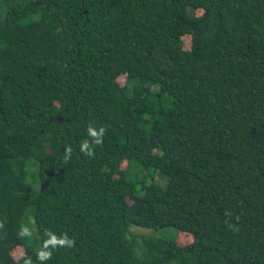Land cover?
<instances>
[{
  "label": "trees",
  "instance_id": "trees-1",
  "mask_svg": "<svg viewBox=\"0 0 264 264\" xmlns=\"http://www.w3.org/2000/svg\"><path fill=\"white\" fill-rule=\"evenodd\" d=\"M24 262L264 264V0H0V264Z\"/></svg>",
  "mask_w": 264,
  "mask_h": 264
},
{
  "label": "rangeland",
  "instance_id": "rangeland-1",
  "mask_svg": "<svg viewBox=\"0 0 264 264\" xmlns=\"http://www.w3.org/2000/svg\"><path fill=\"white\" fill-rule=\"evenodd\" d=\"M182 39H183L184 48L188 49L191 43L190 37L186 35L182 37ZM123 172H124V165H122L120 169L119 177L123 175ZM25 218L27 219L24 221L25 232L23 233V237L25 238L26 242L31 245L34 243V236L36 237L35 228L32 224L34 222V218H33V212L31 208L27 209ZM131 229L134 235L135 234L138 235L140 233L146 232L147 234L153 235L155 237H167L170 239H174L179 245H184V244H188L191 242V236L188 233L180 232L172 227L154 230V229H148L142 226H132ZM22 254H23L22 247H17L12 251V255L14 259H17ZM23 264H27V263L24 262Z\"/></svg>",
  "mask_w": 264,
  "mask_h": 264
},
{
  "label": "clouds",
  "instance_id": "clouds-1",
  "mask_svg": "<svg viewBox=\"0 0 264 264\" xmlns=\"http://www.w3.org/2000/svg\"><path fill=\"white\" fill-rule=\"evenodd\" d=\"M87 131H88V134H89L91 137L95 138L94 141H95L96 144H100V143H101V137L103 136V133H104V131H105L104 128H101V129L99 130V133H98L97 131L93 130L91 127H89ZM86 149H88V150L85 151ZM80 150H81V152H84L85 154H87V155H89V156L92 155L91 148L89 147L87 141L82 142V144H81V149H80ZM71 151H72L71 147H68V148L65 149V152H66V156H65V158H66V159H67L68 156L71 154ZM50 243H53V244H57V243H59V244L62 245V246H63L65 243H67L68 247H71L72 244H73V241H72L71 239H67V240L62 239V240H60V241H56L55 239H53L52 241H50ZM45 255H47V254H46V253H43V254H41V257L43 258V256H45Z\"/></svg>",
  "mask_w": 264,
  "mask_h": 264
}]
</instances>
